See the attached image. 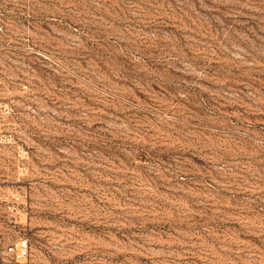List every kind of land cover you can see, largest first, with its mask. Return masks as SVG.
<instances>
[{"label": "rangeland", "instance_id": "rangeland-1", "mask_svg": "<svg viewBox=\"0 0 264 264\" xmlns=\"http://www.w3.org/2000/svg\"><path fill=\"white\" fill-rule=\"evenodd\" d=\"M0 27L33 264H264V0H0Z\"/></svg>", "mask_w": 264, "mask_h": 264}, {"label": "built area", "instance_id": "built-area-1", "mask_svg": "<svg viewBox=\"0 0 264 264\" xmlns=\"http://www.w3.org/2000/svg\"><path fill=\"white\" fill-rule=\"evenodd\" d=\"M2 29L0 27V31ZM13 111L12 103L0 99L1 136L6 130L5 115ZM22 208L19 192H13L7 197L0 189V264H33L31 239L19 219Z\"/></svg>", "mask_w": 264, "mask_h": 264}]
</instances>
